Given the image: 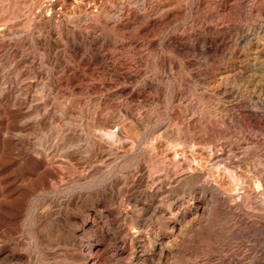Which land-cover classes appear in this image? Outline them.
<instances>
[{
  "label": "rangeland",
  "instance_id": "obj_1",
  "mask_svg": "<svg viewBox=\"0 0 264 264\" xmlns=\"http://www.w3.org/2000/svg\"><path fill=\"white\" fill-rule=\"evenodd\" d=\"M207 134L227 203L168 239ZM259 159L264 0H0V264H264Z\"/></svg>",
  "mask_w": 264,
  "mask_h": 264
},
{
  "label": "bare ground",
  "instance_id": "obj_2",
  "mask_svg": "<svg viewBox=\"0 0 264 264\" xmlns=\"http://www.w3.org/2000/svg\"><path fill=\"white\" fill-rule=\"evenodd\" d=\"M203 118V117H202ZM209 119V118H208ZM200 122V121H199ZM209 122V121H208ZM207 122V124H208ZM218 122V121H217ZM202 123V122H201ZM210 123V122H209ZM212 123V122H211ZM197 124V123H196ZM211 125V124H210ZM216 125V124H215ZM205 126V125H204ZM205 128V127H204ZM225 128V127H224ZM173 131V130H172ZM225 131V130H224ZM202 132V131H201ZM198 133V132H197ZM204 134V132H203ZM212 134V133H211ZM214 135V134H213ZM219 135V134H218ZM216 136V135H215ZM212 137V135H211ZM211 137H208V134H207V137L204 135V136H199V139H198V142L197 144L195 145V148L193 147L194 150H198L201 146H204V145H210L211 146V153L210 154H207L204 152H195L197 153V155H193L194 157L193 158V162L190 164L188 163L186 160L183 161V162H179L178 164V169L177 167H172V168H168V166H166V175H167V179L170 181L169 183V187L167 186L166 189H164V194H167V195H170L171 192H172V187L171 185H174L173 182H175L176 184V181H184V182H187L188 179L187 178H182V177H179L176 169L179 170L178 172H185L186 170L189 169L192 170L196 175L194 176V181L191 185V187L185 191H183L180 195H178L176 198H174L172 201H171V204L174 206V205H177L179 203H181L179 209L173 214L171 213V216L169 217V224H170V228H171V231H170V234L169 236H167L168 239L170 238H173L175 236H177L178 238V235L182 234L183 232H185L189 227L190 225L192 224H210V221H212V219L215 217V214L218 212V211H221V208L226 205L227 202H225L224 198L222 199V189L214 182H212L213 179H208V175L206 176V172L209 168V166L211 165H214L215 163H219V162H224L225 160V155L223 154V151L224 149L226 148L225 147V144H218V143H215L213 138ZM220 137V136H219ZM174 139V138H173ZM217 139V137H216ZM196 140V139H195ZM194 140V141H195ZM171 141V140H170ZM217 141V140H216ZM190 143V141H188ZM193 144V143H192ZM191 144V145H192ZM176 145V144H175ZM180 145V144H179ZM184 147L182 148L183 150V156L187 153V150H186V145L183 144ZM209 146V147H210ZM181 147V146H180ZM206 147V146H205ZM204 148V147H203ZM208 150H210L209 148H207ZM204 150V149H203ZM226 151V150H225ZM209 152V151H208ZM180 155V154H179ZM239 156V154H238ZM227 158V157H226ZM241 159V158H240ZM258 159V158H257ZM165 161V160H164ZM168 161V160H167ZM226 161V160H225ZM234 161V160H233ZM240 161V160H239ZM246 162V161H245ZM257 162V161H256ZM166 163V162H165ZM196 163V164H195ZM228 163V162H227ZM231 163V162H230ZM234 164V163H233ZM239 164V163H238ZM257 164V163H256ZM176 165V164H175ZM232 165V163H231ZM235 165V164H234ZM226 166H229V165H226ZM238 166V165H237ZM257 166V177L254 181V184L256 186H260L261 187V183L264 182V162L259 159L258 160V165H255ZM254 166V167H255ZM259 167H262V169L260 170ZM164 167V166H163ZM230 167V166H229ZM234 167V166H233ZM256 168V167H255ZM231 169V168H230ZM234 169V168H233ZM236 170V169H235ZM237 171V170H236ZM240 171V170H238ZM188 172V171H187ZM159 173V172H158ZM191 172H189L190 174ZM193 173V174H194ZM243 173V172H242ZM256 173V172H255ZM254 173V175H255ZM192 174V173H191ZM208 174V173H207ZM244 175V174H243ZM253 175V176H254ZM155 176V175H154ZM186 176V175H185ZM184 176V177H185ZM236 176L238 179H241L243 176L242 174L236 172ZM153 177V176H152ZM190 177V176H189ZM244 178V177H243ZM161 179V178H160ZM246 179V178H245ZM254 179V178H253ZM243 180V179H242ZM168 181V182H169ZM190 181V180H189ZM247 181V180H246ZM245 181V182H246ZM161 182V181H160ZM166 182V181H165ZM238 183L240 181H237ZM243 182V181H242ZM158 182H156L157 184ZM247 183V182H246ZM164 184V183H163ZM166 184V183H165ZM190 184V183H189ZM182 185V184H181ZM185 185V184H184ZM240 186V183L238 184ZM243 185V184H242ZM255 186V187H256ZM156 187V185L154 186ZM161 187V186H160ZM159 188V187H158ZM163 188H165L163 186ZM162 188V189H163ZM183 188V187H182ZM241 188V187H240ZM244 189V187H242ZM240 189V190H243V189ZM257 188V187H256ZM156 189V188H155ZM253 189V188H252ZM152 192V191H151ZM154 192V191H153ZM158 192H159V189H158ZM157 192V194H158ZM247 193V192H245ZM244 193V194H245ZM152 194V193H151ZM225 194V193H224ZM240 194V193H239ZM154 196V195H153ZM171 196V195H170ZM174 196V195H173ZM263 196V195H262ZM164 197V196H162ZM167 197V196H166ZM240 197V196H239ZM246 197V196H245ZM165 198V197H164ZM244 198V197H243ZM160 199V198H159ZM162 199V198H161ZM169 199V198H168ZM263 199V197H262ZM229 201V200H228ZM165 202V201H163ZM150 203V202H149ZM153 203V202H152ZM239 203V202H238ZM256 204L258 206V208L260 210H262L264 212V204L261 200L260 197H258L256 199ZM232 205V204H230ZM236 205V204H235ZM134 207V206H133ZM168 207V206H167ZM233 207V206H232ZM232 207H229V208H232ZM238 208V206H235ZM256 207V205H255ZM155 208V207H154ZM227 208V207H226ZM233 211H234V207L232 208ZM240 209V208H239ZM239 209L237 210V212L239 211ZM223 210V209H222ZM226 210V209H225ZM224 210V212H225ZM160 211V210H159ZM171 211V210H170ZM168 212V211H167ZM230 213V212H229ZM241 213V211H240ZM262 213V212H261ZM156 214V213H155ZM221 214V213H220ZM243 214V213H242ZM239 215V213H238ZM162 216V215H161ZM165 216V215H164ZM261 216V215H260ZM163 217V216H162ZM218 217V216H217ZM237 217V216H236ZM233 218V217H232ZM239 218V217H238ZM242 218V217H241ZM217 219V218H216ZM215 219V221H216ZM168 220V219H167ZM219 220H220V217H219ZM222 220V219H221ZM240 220V219H239ZM264 220V219H263ZM215 221L213 219V224H215ZM168 222V221H167ZM218 222V221H217ZM216 222V224H217ZM220 222V221H219ZM218 222V223H219ZM239 221H237L238 223ZM262 222V221H261ZM243 223V222H242ZM241 223V224H242ZM245 223V222H244ZM212 224V223H211ZM239 224V223H238ZM261 224V223H260ZM167 225V224H166ZM218 225V224H217ZM259 225V224H258ZM206 226V225H205ZM192 227V226H191ZM194 227V225H193ZM212 227H214L212 225ZM139 228V226H138ZM233 228V227H232ZM259 228V227H258ZM200 229V228H199ZM262 229V227H261ZM135 230V229H134ZM169 230V229H168ZM133 231V230H132ZM140 232V231H138ZM188 232V230L186 231ZM133 233V232H132ZM135 233V232H134ZM133 233V234H134ZM141 233V232H140ZM187 234V233H185ZM138 235V233H137ZM184 235V234H182ZM181 235V236H182ZM135 237H137L135 235ZM175 240V239H174ZM177 240V239H176ZM165 241V240H164ZM137 242V241H136ZM175 242V241H174ZM168 243V242H167ZM170 244V242L168 243ZM167 244V246H168ZM139 245V244H138ZM172 245V244H171ZM171 245L169 247H171ZM166 246V245H165ZM165 246H164V242L163 243H160L157 248L155 249V253L156 255L158 256H163L165 255V252H166V249H165ZM168 247V248H169ZM121 248V247H120ZM154 250V249H153ZM139 251V250H138ZM154 254V253H153ZM146 255V254H145ZM144 255V252H142L141 250V253L139 256H137L138 260H143L145 262L148 261V259L145 257ZM152 256V255H151ZM152 258V257H151ZM164 258V257H163ZM161 259V258H160ZM134 262V261H133ZM144 264V263H143Z\"/></svg>",
  "mask_w": 264,
  "mask_h": 264
}]
</instances>
